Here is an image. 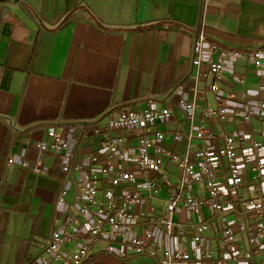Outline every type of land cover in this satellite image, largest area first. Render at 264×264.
<instances>
[{"label": "crops", "instance_id": "obj_1", "mask_svg": "<svg viewBox=\"0 0 264 264\" xmlns=\"http://www.w3.org/2000/svg\"><path fill=\"white\" fill-rule=\"evenodd\" d=\"M197 28L204 29L208 42L243 54L228 58L219 79L209 74V50L203 64L193 67ZM258 49H264V0H0V264H42L39 255L54 230L80 231L77 240L66 246L67 256L87 237L73 180L65 182L63 163L68 158L51 150V130L70 139L78 135L73 124L96 122L109 114L118 117L125 109L172 107L173 116L164 128L189 134L206 123L216 136L209 142L195 141L197 147L220 145L225 133L245 137L244 150L253 141L264 143V115L258 109L264 103V56L252 58ZM217 94L223 99L225 121L210 115L218 109ZM181 102L196 103L198 110L180 109ZM249 111L254 113L245 121ZM141 134L140 128L126 132L119 152L125 161L115 157L114 163L124 167L134 163ZM105 140V135H95L84 143L78 155L83 169L75 180L92 173L96 163L111 160ZM39 143L47 150L39 149ZM165 145L184 152L188 142L168 140ZM242 166L243 197L264 192V183L254 180L252 165ZM220 167L221 179L228 185L226 162L221 161ZM164 171L174 181L181 177L171 163ZM99 178L100 198L106 202V185ZM63 187L69 195L61 204L58 194ZM166 198L163 188L157 200L145 199L133 207L148 216L138 219L133 233L152 230L161 247L189 250L190 229L183 236H170L163 226L150 223L163 214ZM211 212L206 209L198 215L181 209L176 219L193 224ZM229 222L236 250L251 249L254 264H262L264 237L249 244L239 224L256 231L264 226V215L253 213L241 221L230 216ZM219 239L220 222L215 220L204 244L213 240V248L222 254ZM106 247L107 242L100 243L88 264H158L129 249L123 255L109 254Z\"/></svg>", "mask_w": 264, "mask_h": 264}, {"label": "built area", "instance_id": "obj_2", "mask_svg": "<svg viewBox=\"0 0 264 264\" xmlns=\"http://www.w3.org/2000/svg\"><path fill=\"white\" fill-rule=\"evenodd\" d=\"M209 50V74L213 79H219L225 70L229 57L241 58L238 51H229L215 43L208 42L204 29L197 28L193 43V67L199 68L203 62L205 51ZM213 55H218L217 59ZM264 56V49L256 50L252 58L258 60ZM213 91H217L213 86ZM218 109L210 115L218 114L225 121L226 113L223 99L216 95ZM180 109L194 112L198 110L196 103L177 105ZM264 115V103L258 107ZM254 111L245 116L247 121ZM173 116L172 107L160 110H130L125 109L118 117L106 115L96 122L77 123L72 125L73 132L78 135L66 139L51 130L48 137L52 140L51 150L61 159L67 156L63 163L65 182L73 180L76 190V200L80 204L79 215L85 220L87 237L77 251L67 256L65 248L73 244L80 236L78 229L71 232L54 230L43 252L39 255L42 264H88L93 250L102 242H107L106 252L123 255L129 249L136 256H147L158 264H254V253L251 249L244 252L235 248L236 238L230 225L229 217L237 216L241 221L250 214L264 215V192L246 199L241 194L244 186V170L242 164H251L254 180L264 183V143L253 141L248 150L245 137H233L225 133L222 144L217 146L202 145L197 147L195 141L209 142L216 139L206 123H201L194 133L184 134L178 129H166L163 125ZM142 129L138 138L136 160L134 163L117 164L112 160L118 157L125 161L124 154L119 153L125 142L126 132ZM264 134V118L262 119ZM95 135H105V145L111 160L93 166L92 173H87L77 181L75 175L81 173L83 167L78 162L79 150L84 143ZM188 142L185 151L169 149L165 142L172 140ZM72 145L75 147L71 149ZM38 148L47 150L44 143ZM226 162L228 185L221 179L220 162ZM13 160H9L11 165ZM171 163L181 172L178 181L165 173V168ZM124 167V168H123ZM106 185L105 201L100 198V178ZM131 186L137 187L130 189ZM165 188L167 198L161 216L150 219V223L163 226L168 235L183 236L192 231V246L189 250L163 248L159 245L152 230L144 234L133 233L135 223L140 218H148L144 212H134L133 207L142 205L145 199L155 201ZM196 188V192L194 191ZM121 189L122 192H118ZM189 192L186 193V191ZM68 190L63 187L58 194V202L64 203L68 198ZM201 215L210 209L211 215L197 223L185 224L176 219L179 210ZM220 222L219 254L213 248V240L205 246V234L211 228L213 221ZM75 223L74 220L71 221ZM247 233L249 244L258 243L264 237V226L250 231L247 225L239 224ZM120 245V247H117ZM227 255V256H226ZM229 255V256H228ZM264 264V261L262 262Z\"/></svg>", "mask_w": 264, "mask_h": 264}]
</instances>
